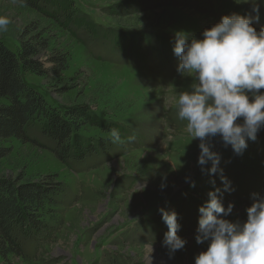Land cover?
I'll return each instance as SVG.
<instances>
[{
	"label": "rangeland",
	"instance_id": "rangeland-1",
	"mask_svg": "<svg viewBox=\"0 0 264 264\" xmlns=\"http://www.w3.org/2000/svg\"><path fill=\"white\" fill-rule=\"evenodd\" d=\"M70 1L76 15L90 25L75 29L67 24V28L52 7L0 0V15L11 20L0 40L15 52L20 45L35 48L33 59L41 72H24V82L48 104L60 111L84 107L116 129L122 142L113 143L109 132L82 124L77 135L84 143H93L97 155L66 163L51 152L53 144L41 135L36 122L29 126L28 135L37 144L5 142L10 151L0 160V178L23 184L55 176L64 199L51 222L56 231L47 241H24L25 258L8 256L0 264H194L195 255L207 248V242L197 244L194 238L198 209L208 193L223 189V184L221 173L208 174L211 162L203 170L197 163L199 140H191L186 122L169 104L192 83L178 74L172 48L176 33L200 39L203 30L222 16H256L253 4L243 0ZM255 5L259 20H253L252 26L259 31L264 27V0H255ZM58 58L65 61L60 69H56ZM5 103L0 99V105ZM209 144L219 154V168L233 189L220 196L225 208L234 204L225 218L243 222L252 194L264 195V128L255 141H247L239 156L219 137ZM161 208L177 213V235L186 240L184 248L171 255L162 246L167 226Z\"/></svg>",
	"mask_w": 264,
	"mask_h": 264
},
{
	"label": "clouds",
	"instance_id": "clouds-1",
	"mask_svg": "<svg viewBox=\"0 0 264 264\" xmlns=\"http://www.w3.org/2000/svg\"><path fill=\"white\" fill-rule=\"evenodd\" d=\"M243 2H252L256 16H222L203 30L200 39L176 33L172 48L178 58V74L191 78L192 83L188 90L170 98L169 104H174L178 118L186 122L185 131L191 140H199L197 163L203 170L211 162L208 174L221 173L223 184V189L210 191L198 209L194 238L197 244L207 242V248L195 255L194 264H264V195L252 194L245 221L226 219L234 204L225 208L220 196L222 191L233 189L219 168V154L209 144L219 137L239 156L246 150L247 141H255L264 128V27L257 31L252 26L253 20H259L255 0ZM11 3L23 6L25 0ZM10 24L7 16L0 15V34L8 32ZM109 136L113 143L122 142L116 129L110 130ZM158 211L167 226L162 246L171 255L182 250L186 240L177 235V213L163 208Z\"/></svg>",
	"mask_w": 264,
	"mask_h": 264
},
{
	"label": "trees",
	"instance_id": "trees-1",
	"mask_svg": "<svg viewBox=\"0 0 264 264\" xmlns=\"http://www.w3.org/2000/svg\"><path fill=\"white\" fill-rule=\"evenodd\" d=\"M36 3L52 7L66 27L73 24L79 29L91 24L76 15L70 0H25L24 4L37 8ZM19 48L15 52L0 40V99L6 102L0 105V160L8 156L10 149L3 144L10 139L37 144L28 135L29 126L35 122L40 125L41 135L53 144L51 152L61 162L97 155L98 148L84 143L76 131L80 125L89 124L110 132L111 125L101 123L84 107L60 111L48 104L42 94L24 82V72H41L33 59L37 55L35 48L28 44ZM61 60L58 58L56 69L65 63ZM63 199L64 189L55 176L23 184L0 178V259L25 258L24 241L46 242L56 231L51 222L55 221Z\"/></svg>",
	"mask_w": 264,
	"mask_h": 264
}]
</instances>
